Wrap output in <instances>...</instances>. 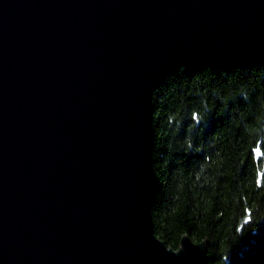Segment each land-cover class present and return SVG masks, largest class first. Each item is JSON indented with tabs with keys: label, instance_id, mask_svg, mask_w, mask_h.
Masks as SVG:
<instances>
[{
	"label": "water",
	"instance_id": "water-1",
	"mask_svg": "<svg viewBox=\"0 0 264 264\" xmlns=\"http://www.w3.org/2000/svg\"><path fill=\"white\" fill-rule=\"evenodd\" d=\"M264 66V0H0V264H205L155 234L156 90Z\"/></svg>",
	"mask_w": 264,
	"mask_h": 264
},
{
	"label": "trees",
	"instance_id": "trees-1",
	"mask_svg": "<svg viewBox=\"0 0 264 264\" xmlns=\"http://www.w3.org/2000/svg\"><path fill=\"white\" fill-rule=\"evenodd\" d=\"M156 91V237L207 240L205 264H264V66L182 70Z\"/></svg>",
	"mask_w": 264,
	"mask_h": 264
},
{
	"label": "snow or ice",
	"instance_id": "snow-or-ice-1",
	"mask_svg": "<svg viewBox=\"0 0 264 264\" xmlns=\"http://www.w3.org/2000/svg\"><path fill=\"white\" fill-rule=\"evenodd\" d=\"M257 154L259 155L260 153H259V149H257Z\"/></svg>",
	"mask_w": 264,
	"mask_h": 264
}]
</instances>
